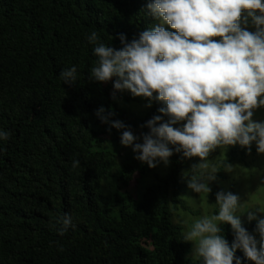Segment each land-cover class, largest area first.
I'll use <instances>...</instances> for the list:
<instances>
[{
    "label": "trees",
    "instance_id": "1",
    "mask_svg": "<svg viewBox=\"0 0 264 264\" xmlns=\"http://www.w3.org/2000/svg\"><path fill=\"white\" fill-rule=\"evenodd\" d=\"M149 2L0 0V129L10 133L0 142V264H201L172 219L178 206L186 209L183 153L171 146L165 174L126 158L116 163L105 139H120L123 129L96 115L103 107L111 121L142 137L150 131L146 122L162 115L165 105L156 101L143 116L125 113L130 99L117 102L110 81L89 78L96 57L87 36L96 31L119 49V34L131 41L159 22ZM74 65L77 83L64 84L60 72ZM223 148L214 149L217 182H230L226 164L247 169L264 162L255 143L250 151ZM73 159L80 162L76 169ZM136 175L144 188L137 194L129 189ZM109 176L118 186L107 198ZM65 213L75 229L61 236L56 220ZM255 225L242 226L251 233ZM220 227L231 245V226ZM236 255L250 264L241 251Z\"/></svg>",
    "mask_w": 264,
    "mask_h": 264
},
{
    "label": "clouds",
    "instance_id": "2",
    "mask_svg": "<svg viewBox=\"0 0 264 264\" xmlns=\"http://www.w3.org/2000/svg\"><path fill=\"white\" fill-rule=\"evenodd\" d=\"M147 8L159 25L131 41L119 34V49L103 43L96 31L87 36L96 57L89 78L110 81L117 102L128 97L114 94L113 89L148 99V107L152 101L164 103L165 107L158 110L162 115L146 122L150 131L143 135L142 143L123 122L111 121L103 107L96 115L103 123L123 129L120 143L135 153L130 158V154L110 149L119 162L126 158L150 168L161 162L167 165L173 155L172 145L185 158H200L187 186L195 193L208 194L217 173L207 160L211 151L237 144L250 151L255 143L257 152L264 154V122L253 120L254 110L264 108V0H150ZM249 18L254 31L247 30ZM59 78L64 84L77 83V67L64 68ZM181 121H186L182 127H173ZM9 136L0 129V142ZM79 163L73 159L72 168ZM225 167L232 171L231 165ZM111 178L103 182V190ZM115 181L110 194L104 191L105 197H112L118 186ZM131 185L129 189L134 192ZM243 204L232 192L220 191L216 193L218 213L196 218L184 232L183 240L193 244V255L201 264H242L238 250L254 264H264V208L246 212L249 222L256 221L253 235L239 218L244 214L240 212ZM225 223L232 229L231 245L220 227ZM56 224L61 236L75 229L68 213L57 218ZM147 247L153 248L151 241Z\"/></svg>",
    "mask_w": 264,
    "mask_h": 264
},
{
    "label": "rangeland",
    "instance_id": "3",
    "mask_svg": "<svg viewBox=\"0 0 264 264\" xmlns=\"http://www.w3.org/2000/svg\"><path fill=\"white\" fill-rule=\"evenodd\" d=\"M244 15L245 13H242V19ZM159 23L160 21L153 27L158 26ZM243 26L244 25L242 24V27ZM247 30L249 31L255 30L251 26L250 18H249V26ZM213 39L218 40L219 37H214ZM113 92L114 94L115 93L123 94L128 97V100H120L119 103H125L129 101V99L131 100L132 103H128L126 104L127 106L124 107L125 113L130 115L133 114V115L143 116L148 111L149 107L147 106L148 101L146 98L134 97L127 90L123 92H119L113 89ZM163 119L166 121L167 117H163ZM253 120L256 122H264V108H258L254 110ZM184 123H186V121H181L177 125H173V127H182ZM132 133L139 138L137 142L142 143L141 133L139 132H132ZM105 144H108V146L114 152H121V153H125L126 155L130 154V158H133L135 155L131 147L123 146L120 143V139L113 140L112 138L107 137L105 139ZM171 146L172 145H169L170 148ZM222 149L224 148L217 147L218 151H221ZM215 153H216L215 150H213L209 153V156L207 157L210 166H215L217 163L216 159L213 158ZM260 160L264 161V154L261 155ZM115 162L116 163L119 162L118 157L115 158ZM199 163H201L199 157L185 158V160L183 161V171L181 174L182 185H181L180 195H181L182 204L185 205L186 209H183L182 207L178 206V208L173 211L172 214L173 221L179 224L183 228V231L185 232L196 218H199L205 214L211 216L213 214L218 213L219 207L218 205H216V193L220 191H224V192H232L233 194L239 196L241 201L244 202L243 206L240 209V212L244 214H241L239 217L242 225H248L249 223L256 222V221L249 222L247 219L246 212L257 207L264 208V162H258V161L254 162L251 164V168H247V169L240 168L236 165L232 168V171H227V169H225L224 174L226 175V178L230 182L229 183L219 182V181L211 182L209 185L211 191L208 194L195 193L187 186L188 180L191 178L192 175L195 174L193 172L194 167L197 166ZM169 166H170L169 163L165 165L164 163L161 162L160 164L157 165V167L153 169L160 174H165L166 168ZM137 178L138 176H136V179ZM136 179L132 182L131 188H133L134 192L135 190H138V192H140L144 190V188L142 186H140L139 188V184L136 182ZM114 184H116L114 178L109 179L105 183L104 191L106 194H110L112 192V186ZM258 215L261 214L258 213ZM183 221H186L187 223H182ZM251 234L255 235V232H251ZM190 245H191V249L189 253L192 258H195L193 255L194 246L191 242ZM252 263L254 262L250 261V264Z\"/></svg>",
    "mask_w": 264,
    "mask_h": 264
}]
</instances>
